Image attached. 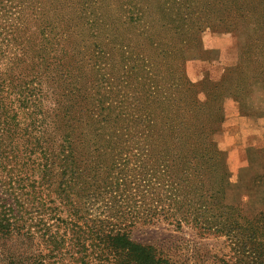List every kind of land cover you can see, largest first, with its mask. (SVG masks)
<instances>
[{"label": "rangeland", "instance_id": "rangeland-1", "mask_svg": "<svg viewBox=\"0 0 264 264\" xmlns=\"http://www.w3.org/2000/svg\"><path fill=\"white\" fill-rule=\"evenodd\" d=\"M257 81H264V0H0V107L17 112L22 125L38 121L36 133H44L48 153L67 137L78 138L83 150L87 141L103 146L93 157L104 160L96 177L95 169L93 175L73 178L76 190L95 184L93 195L100 196L87 202L93 217L108 215L110 201L119 194L116 215L119 209L143 216L148 208L144 189L163 198V205L174 191L184 202L177 213L192 211L186 195L200 194L203 157L210 173L227 167L229 182L238 185L233 159L240 155L233 157L224 138V104L233 89L260 106L264 85ZM69 87L77 96L68 95ZM30 93L25 111L17 96ZM65 112L73 122L65 121ZM99 119L103 129L93 130L89 123ZM171 123L174 132L166 133L175 135L160 137ZM109 137L117 143L113 149H106ZM204 138L205 151L207 144L214 149L209 154L202 153ZM25 139L19 136L15 143L24 148ZM4 150L0 147V179L14 188L10 195L0 182V199L32 218L38 233L57 230L49 207L61 168L51 167L42 178L44 172H35L22 158L2 161ZM30 156L41 159L38 149ZM36 179L44 181L37 198L29 191ZM227 197L235 201L238 189L231 188ZM244 206L251 212L262 209L264 192ZM159 218L137 220L128 232L176 264H218L232 254L226 237L203 236L191 223L177 228ZM46 226H51L48 231Z\"/></svg>", "mask_w": 264, "mask_h": 264}, {"label": "trees", "instance_id": "trees-1", "mask_svg": "<svg viewBox=\"0 0 264 264\" xmlns=\"http://www.w3.org/2000/svg\"><path fill=\"white\" fill-rule=\"evenodd\" d=\"M14 10H17L15 6L9 8L10 13ZM42 33L45 32L42 31ZM259 82L264 85V81L256 83ZM0 87H3L2 83H0ZM67 90L68 95L77 96L75 88L71 91L69 87ZM31 95L32 93L29 94L27 102L25 101L28 98L24 95L17 96L25 111L29 109ZM230 95L240 102L243 113L264 115V103L261 102L260 106H257L254 100H250L248 94L239 97L233 89ZM79 98L80 101H84L83 96ZM3 109L4 106L0 107V136H2L0 147L5 149L1 155L2 161L5 158H9L11 162L15 158H22L27 163L30 162V165L33 164L32 168L35 172L36 170L44 172L42 178L52 173L53 168L51 167H59L62 179L53 190L56 200L51 199L49 207V214L56 222L57 230L50 229L46 234L38 233L35 228L37 225L32 224V218L29 219L22 212H15L12 203L8 205L5 202L6 199H0V264H176L172 257L164 254L155 245L136 241L128 232V227H131L130 225L137 220L150 223L155 220L159 221V217L165 221L171 220L170 223L177 228L183 223H191L199 229L203 236L226 237L232 254L222 258L218 264H264V207L251 212L247 211L244 206V201L250 202L255 199L256 194L264 192V164L262 163L264 150L257 152L259 162L250 161L253 164L251 170L239 173L238 185L229 182L230 171L227 167H221L220 172L215 170L210 173L208 159L203 157V160L199 162L205 167L204 180H199V187L202 188L200 194L194 196L195 198L186 195L189 200L186 204L192 205L190 207L192 211L184 213L182 208L180 210L178 207L183 214L177 213L176 206L184 202L181 199L178 200L179 195L174 191L169 197L165 196L168 203L163 205L165 201L163 198L150 189H144L146 195L143 196L142 201L148 202V208L143 216L133 215L131 210L124 212L119 209L116 215V200L118 203L122 202V200H118L119 194L117 199L113 197L114 200L110 201L113 205L109 207L108 215L93 217L90 208L87 207V202L92 197L100 196L93 195L95 184L89 182L85 191L76 190L77 182L73 181V178L81 173L87 175L95 169L94 175L92 172L90 175H93L92 179L96 177V172L100 171L104 160L101 157L96 159L93 157L94 154L103 152V146L98 141L92 144L87 141L83 150L82 146H78V138L68 140L69 137H67L66 141L60 142L58 147L51 148L48 153L45 148L48 141L44 139V133L41 132L42 135L36 133V130H39L38 121L31 119L30 123L22 125L18 120L17 112L10 114L6 109L5 113ZM86 110L91 111L87 108ZM63 117L66 119L65 121L73 122L70 112H65ZM101 120L103 119L92 121L89 126L93 130L103 129L102 126H99ZM70 129L72 132L74 131L73 128ZM168 130L174 132L172 123L163 127L160 137L164 136ZM69 135L71 134H67V136ZM97 135L103 139L104 134ZM173 135L175 134L166 133L165 138H170ZM19 136L26 138L24 148H20L17 142L15 143ZM4 137L9 139L8 143H4L7 142ZM104 140L107 142L106 149H113L117 144L110 137ZM173 143L176 145L179 143V139H173ZM200 143L203 147L202 153L213 152L214 149L210 144L206 145L207 150L205 151V138ZM36 149L41 154L39 161L30 156L31 152ZM8 153H11L12 157ZM19 153H22L23 156L19 157ZM207 165H209L208 168ZM183 174H187V169L185 172L183 171ZM66 176L70 177V181L65 179ZM172 178L177 184L182 182V180L176 181L177 177ZM0 182L11 195L14 188L13 183H5L2 179ZM41 184L44 185V181L36 179L33 188L29 189L35 198H37V190L42 186ZM9 185L11 189H9ZM114 186H119V184ZM26 188L28 187L22 186L23 191ZM231 188L238 189L240 194V197H237L235 201L229 200L227 197ZM29 191H27L28 194ZM106 192H101V197H106L103 196ZM154 195L158 197H154ZM243 199L245 200L243 201ZM159 207L164 215H158ZM47 227L51 226H46L45 231H48ZM42 239L44 241L41 243L39 240Z\"/></svg>", "mask_w": 264, "mask_h": 264}, {"label": "crops", "instance_id": "crops-1", "mask_svg": "<svg viewBox=\"0 0 264 264\" xmlns=\"http://www.w3.org/2000/svg\"><path fill=\"white\" fill-rule=\"evenodd\" d=\"M224 106L227 126L224 138L233 157L240 155L233 159V168L239 173L251 170L253 164L250 161L259 162L257 152L264 150V115L243 113L240 102L232 97L226 98Z\"/></svg>", "mask_w": 264, "mask_h": 264}]
</instances>
